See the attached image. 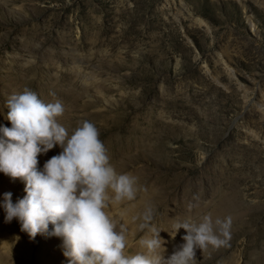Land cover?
<instances>
[{"label": "rangeland", "instance_id": "374dc122", "mask_svg": "<svg viewBox=\"0 0 264 264\" xmlns=\"http://www.w3.org/2000/svg\"><path fill=\"white\" fill-rule=\"evenodd\" d=\"M25 88L63 101L69 134L94 123L137 178L135 198L109 208L126 255L156 227L167 259L187 234L176 223L211 215L231 217L227 237L217 229L228 242L196 249V264H264V0H0V125ZM24 187L0 172V205ZM5 216L0 264H70L52 225L33 239Z\"/></svg>", "mask_w": 264, "mask_h": 264}, {"label": "clouds", "instance_id": "9594fccd", "mask_svg": "<svg viewBox=\"0 0 264 264\" xmlns=\"http://www.w3.org/2000/svg\"><path fill=\"white\" fill-rule=\"evenodd\" d=\"M6 103L11 127L0 125V172L23 182L25 195L13 202L12 192L3 194L5 222L18 220L33 239L52 225L70 264H196V249L227 244L217 229L227 237L231 217L213 221L205 215L199 222L176 223L175 231L183 228L187 234L167 259L166 242L156 227L140 240L146 252L126 255L127 229L109 208L113 201L135 198L137 178L117 172L97 126L84 120L69 134L57 119L66 111L63 101L46 103L28 88L11 94ZM57 145L62 151L38 167V157ZM151 218L149 209L145 220Z\"/></svg>", "mask_w": 264, "mask_h": 264}]
</instances>
